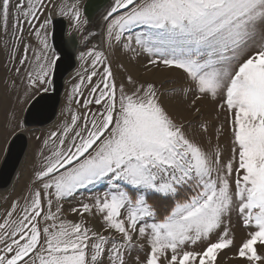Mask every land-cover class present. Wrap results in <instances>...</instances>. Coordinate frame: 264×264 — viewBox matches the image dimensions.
<instances>
[{"label": "snow or ice", "instance_id": "obj_1", "mask_svg": "<svg viewBox=\"0 0 264 264\" xmlns=\"http://www.w3.org/2000/svg\"><path fill=\"white\" fill-rule=\"evenodd\" d=\"M50 2L0 0V27L7 33L12 18L15 47L24 24L35 30L42 49L29 62L24 44L20 63H30L27 87L44 92L59 59L47 39ZM68 11L79 27V11ZM103 18L109 48L143 50L177 73L194 113L210 99L230 114L231 155L223 159L207 123L174 117L154 83H118L104 51L82 53L91 71L73 98L86 112L44 140L28 196L0 219V264H128L135 247L146 248L138 264H216L233 244L222 227L233 211L249 229L238 257L264 264V0H114ZM223 134L221 124L215 139ZM82 191L91 202L70 209L79 221L66 220L64 203Z\"/></svg>", "mask_w": 264, "mask_h": 264}, {"label": "rangeland", "instance_id": "obj_2", "mask_svg": "<svg viewBox=\"0 0 264 264\" xmlns=\"http://www.w3.org/2000/svg\"><path fill=\"white\" fill-rule=\"evenodd\" d=\"M85 1L86 0H51L44 10V16H48L51 20L48 26L47 36L51 50L55 51L51 40L53 31L52 19L54 20L55 18L66 19L68 24L67 35L76 34L81 45V49L77 54V67L65 80V89L61 98L62 103L60 104L61 107L57 116V121L50 124L47 128H26L24 125L26 109L33 99L43 92V90L28 88L27 79L25 78L27 72L30 70L29 62L31 61L33 51L39 52L42 49V45L35 36V30L28 24H24L23 43L19 44L18 47H15L17 41L13 36L14 29L12 18L10 17L9 19L7 33L0 27V143L2 142L0 144V166L6 155L10 139L12 140L20 133H25L29 142L27 153L13 185L8 190L3 192L0 191V219L10 210L13 203L19 200L22 204L24 198L28 196L30 189L33 187L34 173L40 168L42 163L43 158L40 153L43 151L45 154H48V149L43 143L44 140H46L52 132L61 131L62 126L69 123L73 115L85 114L86 110L81 107V104H77L76 99L73 98V88L82 76L87 75L85 72L86 68L91 71V57L87 58V62L81 60V54L87 53L88 51L105 52L109 57L118 83L127 75H132L133 78L139 82L154 83L161 95L163 103L174 117L178 120H182L186 124L189 121L207 123L213 131V145H219L223 159L226 161L231 155V132L230 124L227 120L230 114L219 109L216 106V102L210 99L198 101L197 105L201 108V111L199 113H194L189 107V103L193 97L190 93H187L188 84L177 73L164 69L162 65L160 67L152 65L150 61L153 57L143 50L137 49L135 52L127 51L120 44L109 48L107 40V20L103 17L114 0H112L108 9L94 22H88L83 14V5ZM12 2L15 4L16 0H12ZM69 8L79 11L81 21L83 22L79 27H77L72 18L71 12L68 11ZM65 12L68 14L65 15ZM44 16L40 17L41 21L44 19ZM140 31L141 29H136L133 31L132 35L135 36ZM24 44L30 45L28 53L29 62H25L21 65L20 60L23 55ZM50 54L51 52H49V55ZM55 54L58 57L56 51ZM120 65H123V68H121ZM17 68L20 69L19 74L16 71ZM52 75L50 79H52ZM98 80L99 76L93 78L94 82ZM88 87L91 86L89 85ZM49 90H51V85ZM82 90L86 97L88 88H83ZM4 92H6L7 95H5ZM90 107L92 111H96L98 106L92 105ZM221 124L224 125V134L221 135L220 139L217 141L214 135L215 128H218ZM18 189H20L21 192H16ZM93 195L94 193L92 191H82L76 198L65 202L64 218L66 220L79 221L80 217L74 215L70 209L74 206H79L80 202L90 203ZM88 221L93 226L100 227L101 222L98 217H88ZM222 227L230 229V237L233 239V244L229 248L218 252L216 264H248L247 261L239 258L237 254L238 248L247 238V233L249 231V229L243 226L239 214L233 211ZM218 235H220V232L214 233L212 235V240H216ZM257 249L261 251L259 244L257 245ZM145 255L146 248L141 249L135 247L129 249L125 253V259L128 261V264H138L137 258L139 257L140 260H143Z\"/></svg>", "mask_w": 264, "mask_h": 264}, {"label": "water", "instance_id": "obj_3", "mask_svg": "<svg viewBox=\"0 0 264 264\" xmlns=\"http://www.w3.org/2000/svg\"><path fill=\"white\" fill-rule=\"evenodd\" d=\"M112 0H86L83 14L88 22H93L103 14ZM52 45L58 54L57 65L53 71L52 91L35 98L29 105L25 118V127H44L57 116L61 97L65 89V78L77 67V53L81 49L76 34L68 36V24L65 18H57L52 22ZM28 146L24 133L18 134L11 141L6 158L0 169V189H7L19 168Z\"/></svg>", "mask_w": 264, "mask_h": 264}, {"label": "bare ground", "instance_id": "obj_4", "mask_svg": "<svg viewBox=\"0 0 264 264\" xmlns=\"http://www.w3.org/2000/svg\"><path fill=\"white\" fill-rule=\"evenodd\" d=\"M55 19H57V18H55ZM129 68H130V67H129ZM129 68H128V69H129ZM130 69H131V68H130ZM138 71H139V70H138ZM140 71H142V70H140ZM70 74H71V73H70ZM70 74H69V75H70ZM151 74H152V73H151ZM69 75H68V76H69ZM68 76H67V77H68ZM67 77L65 78V80L67 79ZM62 95H63V94H62ZM61 98H62V97H61ZM0 120H1V115H0ZM54 120H55V119H54ZM54 120H53V121H54ZM53 121H52V122H53ZM0 122H1V121H0ZM52 122H50L48 125H46V126H44V127L49 126L50 124H52ZM20 134H22V133H20ZM24 134H25V133H24ZM16 136H17V135H16ZM25 136L27 137L26 134H25ZM13 139H14V138H13ZM13 139H12V140H13ZM12 140H11V141H12ZM11 141H10V143H9V146H10V144H11ZM27 141H28V137H27ZM1 143H2V142H1ZM1 143H0V144H1ZM28 145H29V142H28ZM9 146H8V148H7V152H8ZM0 149H1V148H0ZM27 149H28V146H27ZM27 149H26V152H25V154H24V156H23V158H22V161H21V163H20V165H19V168L17 169V172H16V174H15V176H14V178H13V181H12L11 185H10L7 189H0L1 192L5 191V190H8V189L13 185V182H14V180H15L17 174H18V171H19V169H20V167H21V164H22V162H23V160H24V158H25V155H26V153H27ZM0 151H1V150H0ZM7 152H6V155H7ZM6 155H5V157H4V159H3L2 163H1V166H2V164H3V162H4L5 158H6ZM0 157H1V154H0ZM0 160H1V159H0ZM1 166H0V169H1ZM17 191L19 192L20 189L16 190V192H17ZM20 192H21V191H20Z\"/></svg>", "mask_w": 264, "mask_h": 264}, {"label": "crops", "instance_id": "obj_5", "mask_svg": "<svg viewBox=\"0 0 264 264\" xmlns=\"http://www.w3.org/2000/svg\"><path fill=\"white\" fill-rule=\"evenodd\" d=\"M52 22H53V19H52ZM52 30H53V26H52ZM51 37H52V36H51ZM52 77H53V75H52ZM51 81H52V79H51ZM50 91H52V83H51V90H49V91H47V92H44V91H43L42 93L38 94L35 98H37L38 96H40V95H42V94H44V93H49ZM4 93H5V95H7L6 92H4ZM35 98H34V99H35ZM34 99H33V100H34ZM7 100H8V99H7ZM62 100H63V99H62ZM6 103H7V102H6ZM31 103H32V102H31ZM31 103H30V104H31ZM61 103H62V102H61ZM28 107H29V106H28ZM60 107H61V105H60ZM60 107H59V110H60ZM27 109H28V108H27ZM27 109H26V111H27ZM23 110H24V109H23ZM58 113H59V111H58ZM55 121H57V117L55 118V120H54L52 123H54ZM47 127H48V126H47ZM47 127H46V128H47ZM26 128H29V127H26ZM10 141H11V139H10ZM9 143H10V142H9Z\"/></svg>", "mask_w": 264, "mask_h": 264}, {"label": "trees", "instance_id": "obj_6", "mask_svg": "<svg viewBox=\"0 0 264 264\" xmlns=\"http://www.w3.org/2000/svg\"><path fill=\"white\" fill-rule=\"evenodd\" d=\"M169 207L168 203L166 202H161V211L166 210Z\"/></svg>", "mask_w": 264, "mask_h": 264}, {"label": "flooded vegetation", "instance_id": "obj_7", "mask_svg": "<svg viewBox=\"0 0 264 264\" xmlns=\"http://www.w3.org/2000/svg\"><path fill=\"white\" fill-rule=\"evenodd\" d=\"M99 16H100V15H98V16L95 18V20H94V21H96V20L98 19V17H99ZM94 21H93V22H94Z\"/></svg>", "mask_w": 264, "mask_h": 264}]
</instances>
